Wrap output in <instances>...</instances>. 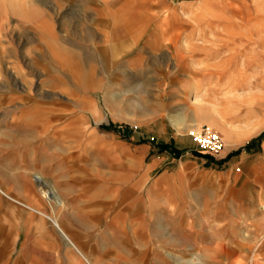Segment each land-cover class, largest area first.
I'll list each match as a JSON object with an SVG mask.
<instances>
[{
  "label": "rangeland",
  "instance_id": "374dc122",
  "mask_svg": "<svg viewBox=\"0 0 264 264\" xmlns=\"http://www.w3.org/2000/svg\"><path fill=\"white\" fill-rule=\"evenodd\" d=\"M5 1L0 136L20 135L40 168L75 157L87 172L115 166L120 183L150 164L143 144L162 127L179 149L152 179L185 184L209 168V264H264V0H35L32 23ZM197 109L209 124L193 125ZM203 127L221 154L199 152Z\"/></svg>",
  "mask_w": 264,
  "mask_h": 264
},
{
  "label": "crops",
  "instance_id": "0c3cea01",
  "mask_svg": "<svg viewBox=\"0 0 264 264\" xmlns=\"http://www.w3.org/2000/svg\"><path fill=\"white\" fill-rule=\"evenodd\" d=\"M27 1L9 0L30 23L38 7L35 0ZM4 2L0 28L7 15L1 12ZM197 110L193 125L197 120L209 124V113ZM153 133L161 142L145 141L142 148L144 157L153 153L150 164L136 180L129 172L120 183L115 166L87 172L75 157H41L45 167L40 168L35 152L24 160L20 135H1L0 264H209V168L185 184L165 181L177 172L152 179L162 163L173 159L169 151L179 149L164 147L172 142L162 139V127ZM119 186L125 196L121 213ZM170 222H179V230H167Z\"/></svg>",
  "mask_w": 264,
  "mask_h": 264
},
{
  "label": "built area",
  "instance_id": "2783aa9c",
  "mask_svg": "<svg viewBox=\"0 0 264 264\" xmlns=\"http://www.w3.org/2000/svg\"><path fill=\"white\" fill-rule=\"evenodd\" d=\"M192 137L200 151L206 154L216 156L225 150L222 137L209 127L200 128Z\"/></svg>",
  "mask_w": 264,
  "mask_h": 264
},
{
  "label": "bare ground",
  "instance_id": "6f19581e",
  "mask_svg": "<svg viewBox=\"0 0 264 264\" xmlns=\"http://www.w3.org/2000/svg\"><path fill=\"white\" fill-rule=\"evenodd\" d=\"M27 0H25V2H26ZM24 2V1H23ZM28 2V1H27ZM32 9V8H31ZM216 130H218V132H220V133H222L225 137H227L228 138V136L226 135V133L222 130V128H220V127H218V126H216V125H212ZM213 130V129H212ZM196 131V130H195ZM194 131V133H196ZM218 132H216V133H218ZM219 135V134H218ZM52 202V201H51ZM254 263V262H253Z\"/></svg>",
  "mask_w": 264,
  "mask_h": 264
},
{
  "label": "trees",
  "instance_id": "16d2710c",
  "mask_svg": "<svg viewBox=\"0 0 264 264\" xmlns=\"http://www.w3.org/2000/svg\"><path fill=\"white\" fill-rule=\"evenodd\" d=\"M263 136H264V133L262 134V136L260 137V139H262ZM253 143H254V142H253ZM251 145H252V144H249V145L247 146V150L251 147ZM164 147L167 148L168 146L165 145Z\"/></svg>",
  "mask_w": 264,
  "mask_h": 264
}]
</instances>
